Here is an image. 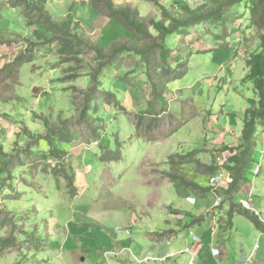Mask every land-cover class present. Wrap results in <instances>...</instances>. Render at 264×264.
<instances>
[{
	"label": "rangeland",
	"instance_id": "374dc122",
	"mask_svg": "<svg viewBox=\"0 0 264 264\" xmlns=\"http://www.w3.org/2000/svg\"><path fill=\"white\" fill-rule=\"evenodd\" d=\"M13 1L0 0V239L9 240L10 244L8 247L0 245V264H95L94 254L102 256L105 264L106 261L117 264L114 257L116 241H131V249L123 255L131 256L134 247L143 245L144 231H159L165 211L172 215L185 213L175 214L167 208L171 202L195 207L198 215V209L210 208L207 217L217 218L219 223L226 225L227 231L222 236L229 244L236 231L245 234L246 238L254 237L255 226L246 217L235 215L230 227L227 223L229 202L223 197V191L229 181L220 187H211L203 174L204 166L213 167L217 156L224 155L227 159L228 150L241 145L243 109H247L248 99H253L257 106L253 85L243 81L248 68L242 59L236 58L232 66L221 65L226 55L222 61L221 55H215L218 48L224 52L228 50V55L230 49H239L243 60L247 61L260 51V32L247 27V0L231 7L217 24L205 23L168 37L166 46L172 51L169 62L173 73L185 72L182 78L167 85L163 84L165 78L154 79L159 88L163 85V94L166 87L164 103L166 106L171 100L169 110L161 107L158 100L148 101L152 98L147 68L140 58L125 54L106 68L99 79L100 90L114 94L117 106L108 105L100 95L90 103V110L81 123L84 94L91 86L90 76L96 68L95 54L87 52L77 58L59 54L56 42H44L34 31L39 30L48 39L53 35L40 30L37 25L27 27L23 7H15ZM94 1L97 12L92 0H45L44 7L56 22L70 14L75 34L104 48L125 39L136 41L104 15L102 0ZM113 1L116 7L137 10L146 21L162 19L158 4L175 14L179 13L182 4V0ZM202 2L211 5L209 0ZM196 7L199 6L191 8ZM195 44L211 50L191 54ZM29 51L33 55L32 61L16 68L17 65H13L15 58L20 54L29 56ZM126 91L133 92L136 110L133 113L128 109ZM134 93H137L136 97ZM125 98L126 103L121 104ZM149 104L156 115L161 110L167 113L156 121L158 130L148 132L145 129L144 125L150 122L148 116L136 130L137 114L145 112ZM198 112H202L203 118L194 117ZM210 117L208 130L218 125L225 140L219 131L205 132L206 120ZM67 122L70 123L65 125ZM64 127L67 129H62ZM60 129L69 132V142L61 141L58 136L51 138V130L59 132ZM93 129L96 138L91 136ZM170 132L163 141L148 142L161 139ZM257 132L247 181L236 201H248L249 191L253 188L251 205L264 220V154L259 153L263 147L258 140L261 133L264 134V128L258 127ZM205 134L209 139L198 148L199 138ZM49 136L51 147L61 152L79 147L80 142L89 144L85 149L90 156V166L73 170L66 157L62 161L51 158L46 141ZM4 148L8 153H4ZM195 162L202 166L200 170ZM260 162L261 170L254 176L253 170ZM46 166L65 168L68 174L78 176L79 184H74L77 193L72 195L64 178L44 173ZM34 173L51 176L46 180L39 181L36 177L33 180ZM172 174L212 190L205 200L185 187L182 195L179 185L168 178ZM41 184L44 191L39 189ZM24 186H30L31 190L26 191ZM185 194L196 198L195 204L187 200ZM164 204L165 211L160 209ZM144 212L152 219L148 220ZM202 224L201 231L198 225L191 228L195 237L207 232L212 222L206 218ZM171 228L179 233L174 239L176 245L184 247L188 229L174 223ZM259 235L256 234L257 241H249L248 245L253 248L260 244ZM73 239L78 242L73 243ZM70 242L74 244L72 250ZM260 251H264L262 243ZM84 253L90 255H87V262L82 263L80 258ZM185 254L190 259V255ZM184 259L187 257L182 258L180 264ZM124 263L128 264L126 257ZM194 264L198 261L194 260Z\"/></svg>",
	"mask_w": 264,
	"mask_h": 264
},
{
	"label": "trees",
	"instance_id": "16d2710c",
	"mask_svg": "<svg viewBox=\"0 0 264 264\" xmlns=\"http://www.w3.org/2000/svg\"><path fill=\"white\" fill-rule=\"evenodd\" d=\"M211 5L204 3L196 8H191L183 1L178 8L177 14L171 13L164 6L158 4L161 11L160 20H148L142 18L138 11L130 7H116L113 0H102L105 10V16L111 20H114L120 25V27L128 32L132 38L136 41L125 39L119 42H114L108 48L90 42L82 36L75 34V30L72 27L73 18L68 14L66 18L61 22L53 20L52 16L45 10V0H14L13 5L15 7H23V15L26 19L25 25L31 27L37 25L40 30L45 33H50L53 38L48 39L47 36L41 34L38 30L34 31L35 36L38 39H43L47 42H56L59 45V54L69 57H75L92 52L95 54L96 68L90 76L91 86L84 94V107L80 113V123L86 118L87 112L90 110V103L102 95L104 101L108 105L117 106L116 97L112 93H107L100 90V76L103 71L109 66L113 65L120 56L128 54L135 55L140 58L147 68V77L151 83V98L152 100H158L163 94V85L159 88V85L155 83L154 79L163 80V84L167 85L171 81L182 78L185 72L173 73L172 67L169 63L172 51L166 46V41L169 36L174 34H180L186 29L202 25L205 23L217 24L219 23L227 13V11L242 3L243 0H209ZM94 0H92V6L94 7ZM95 11L97 10L94 7ZM247 10L249 11L248 28H254L260 32V51L252 54L246 61L248 67V73L243 81H249L253 85L254 94L258 98L257 106L253 99L248 100V108L243 113V127L241 131V145L228 150L227 165L225 169L229 173L230 182L227 188L223 191L226 201L229 202V210L227 212L228 221L231 222L234 215H242L249 219L255 228L259 231H264V225L252 211L245 209L241 204L234 202L235 195L240 191L243 185L247 181V173L250 169L252 162V156L256 147V133L258 127L264 128V0H247ZM97 12V11H96ZM76 28V26H75ZM151 30L154 32L152 33ZM27 53V52H25ZM27 56L26 54H20L14 60L13 65H17L18 68L21 64L29 63L33 59L32 52ZM26 55V56H25ZM12 65V66H13ZM162 81V80H161ZM254 105L255 107H251ZM154 110L151 109L149 104L147 110L141 114H137L135 128L138 130L144 123L145 117L150 116L151 126L156 127V121L160 119L159 115L165 112L161 110V113L156 115ZM150 114V115H148ZM67 122L65 125H68ZM151 125V126H150ZM62 129H67L66 127ZM60 129L59 132L51 130V138L58 136L61 141L69 142L71 137L69 132ZM28 136H31L30 132L26 131ZM93 138L97 137L96 130L91 131ZM45 138L48 145V155L51 158H55L58 161H62L67 157L66 152H61L51 147L52 139ZM170 163L174 164L172 159ZM196 163V167L200 170L202 166ZM204 173L206 175H212L216 168L204 167ZM1 171V170H0ZM44 173H49L55 178H64L67 181V187L72 192V195L76 194L75 187V175L68 174L65 168L50 166L43 168ZM171 182H175L180 187H185L191 190L193 193L200 197L205 198L206 194L211 192V188H203L199 184L194 183L185 177L177 174L168 175ZM203 218H200V220ZM3 222V221H2ZM1 222V223H2ZM196 222V221H195ZM3 225H6L3 222ZM159 236H164L160 234ZM0 245L8 247L9 240H1Z\"/></svg>",
	"mask_w": 264,
	"mask_h": 264
},
{
	"label": "crops",
	"instance_id": "0c3cea01",
	"mask_svg": "<svg viewBox=\"0 0 264 264\" xmlns=\"http://www.w3.org/2000/svg\"><path fill=\"white\" fill-rule=\"evenodd\" d=\"M194 38H197V37H194ZM210 50L211 49L206 50L203 48V46L195 44V46H193V48H192L191 54L209 52ZM229 51H230L229 53H231V54L228 55V50H226L225 52L222 48H218L217 50H215V55L216 54H217V56L221 55L219 57L221 61H222V58L226 55V57H224V64H221V65H227L228 64V65L232 66V63L236 58L242 59V61L246 65V61L243 60L244 56L242 55L241 51H239V49H234V50L230 49ZM137 60H138V58H136V61ZM131 93H133V92H130V91L127 92L126 91V94L128 95V99H129L128 109H130L131 110L130 112L133 113L136 110H134V108H135L134 97ZM165 94H166V87H165L164 94H162V96L160 98H158V102L160 103L161 107L169 110L170 106H172V102H171V100H168V102H166L167 105L165 106V103H164V101H166ZM134 95L136 97L137 93H134ZM136 100H137V98H136ZM126 101H127V98L122 100L121 104H123V102L126 103ZM130 101L132 102V105L130 104ZM148 101H150V99ZM139 105L141 108H144V106H141L142 104H139ZM245 110H246V108L243 109L242 116H243V113ZM165 113H167L166 110L164 113H162L159 116L165 115ZM168 113H169V111H168ZM154 114H156V113L154 112ZM195 116L203 118L202 112H198V115H194V117ZM174 117H175V120L178 121V117L176 115H174ZM148 118L150 119V116H148ZM148 121H151V120H148ZM206 121H207V123L205 124V132L215 133V132L219 131L218 125H214L212 127L211 131L208 130L209 125L211 124V117L208 118ZM148 125L147 124L144 125L145 129L148 132H151L155 129L158 130V128H159V126L153 127L151 125H150L151 127L148 128ZM173 131H175V129ZM172 132L166 134V136L162 137L161 139L150 140L148 142L153 144L155 142L163 141L166 138H168V136ZM220 133H221V137L225 140V138H226L225 134L222 132H220ZM258 134L259 133L257 132L256 138H257ZM259 138H258V140H259ZM199 139H200V141L198 142V146H197L198 148H200L201 145L203 144V142L208 140L209 138H208L207 134H205V135H203V137H200ZM93 144H95V143H93ZM240 144H241V141H240L239 145ZM78 145H79V147H72L68 151H66V153H67L66 158L68 160V164H70L69 166H71V168L73 170L76 168L86 169L87 167L90 166V163H91L89 161L90 156H89L88 152H86L87 150L85 149V148H87V146H89V144H84V143L80 142ZM0 146H1V144H0ZM3 151H4V153H8L6 148H4ZM50 176L51 175H47L45 177L44 174L37 175L36 173H34L33 180L35 177L38 178L39 181L41 179L46 180V178L50 177ZM204 176H206V178L208 179L210 175L207 176L205 174ZM75 184L76 185L79 184V177L76 175H75ZM172 185L174 186V184H172ZM199 185H201V183ZM183 188L184 187L179 188V191L182 195L185 191V190H183ZM23 189L28 191V190H31V187L30 186H24ZM39 189L41 191H44L45 190L44 185L41 184ZM242 189L243 188H241L240 191H238V193L235 195L234 202L236 204L239 203L238 200L236 201V198ZM185 196L187 197L186 198L187 200H189L192 204H195L196 198L191 197V195H189V194H185ZM223 197H225V196H223ZM205 199L206 198H204V200ZM226 205H228V204H226ZM164 206H165V204L161 205V208H160L163 211H165ZM166 207L167 208L169 207L170 210L175 212V214L178 212H185V213L181 214V215H172V214H167L165 211V214H164L165 216H163L162 224H161L159 231H157V232L156 231H144V243H143V245L142 246L139 245L137 248L134 247V251H132L133 254L131 256L130 255L125 256L128 259V264H180L182 258H185V257H187V259H184L183 264H189V261L191 260L192 256H193L194 260L198 261V264H228V263H230V264H245V263L249 264L250 262L252 264H264V251H260L261 243H262V246L264 248V234L262 236L259 235L258 240L259 241L261 240L260 244L257 243L258 245L257 244L254 245L253 248H252V246L248 245L249 241H251V242H254L255 240L257 241L256 234L264 233V231H259L255 228V231L253 232L254 237H247V238H246L245 234L241 235V233L236 231L235 234L232 236L233 239L231 241V244H229V240H227L224 236H222L223 235L222 233H224V231H227L224 229L226 225L219 223V220L217 218L211 219V218L207 217V213L209 212L210 208L205 209V210L198 209V211L200 213L206 212V214L200 215V213H199V215H198L196 213L195 207H192V208L184 207V206L180 205V203L171 202V204L166 205ZM144 214H145V216L148 217L147 218L148 220L152 219V216L148 212H144ZM182 215L191 217V219H192L191 224L188 225L183 220H181ZM236 215H238V214H236ZM175 218H177V220H175ZM200 218H203V219L200 220ZM206 218L211 220L212 225L207 232L205 230L203 233H201L202 235L199 234V237H196L197 238L196 242L190 243L188 241V237H187L185 240L186 248H185V246L181 248V247H178L176 245V243L174 242V239L179 233L171 228V225L173 223L174 224H181L184 228L188 229V232H187V235H188L189 233H192L191 228L194 225H198L199 227H201L199 229V231H201L203 228L202 222ZM232 220H233V218H232ZM232 220H231V222L227 221V223H229V227L232 223ZM152 233H157L159 235L164 234V236L157 235V236H159V237H157V236L153 235V237H152V235H151ZM197 233H199V232H197ZM226 234H228V232H226ZM72 242L76 243V242H78V240L73 239ZM72 242H70V246H72V248L70 250H72L74 248V246H73L74 244H72ZM234 244H241V245L240 246H234ZM132 245H133L132 242L128 241L127 239L115 242L114 247H116V253H115L116 255H114V257L117 259L116 260L117 264H125L124 263L125 257L123 255L125 253H127V251L129 249H131ZM60 248L62 249L63 247H60ZM188 249L191 250L192 256H191V254L188 253V251H187ZM110 250L115 251L113 249H110ZM134 253L136 255H134ZM185 253H188L190 255V259H189V256ZM83 255H84V257L80 258V262L85 263L88 260L87 255H90V253H84ZM92 256H94L95 264H105L102 256H100L99 254H94ZM249 258H250V261L248 262ZM194 260H193V262H194ZM77 262H79L78 258H77ZM106 263L109 264V262H107V261H106ZM32 264H36V263L32 262Z\"/></svg>",
	"mask_w": 264,
	"mask_h": 264
},
{
	"label": "built area",
	"instance_id": "2783aa9c",
	"mask_svg": "<svg viewBox=\"0 0 264 264\" xmlns=\"http://www.w3.org/2000/svg\"><path fill=\"white\" fill-rule=\"evenodd\" d=\"M184 3H186L188 6L192 7V6H200L202 5L204 2H202V0H182ZM259 141L260 143L262 144V150L261 152L259 151V153L261 155L264 154V134L261 133V136L259 138ZM225 163H226V159L224 158V155H221V156H217L215 158V164H213V167L216 168L215 172L209 176V186L211 187H220L222 184H225L227 183L228 181L230 182V177H229V173L228 171L225 169ZM261 170V162L254 168L253 170V173H254V176H257L259 174ZM252 189H250L249 191V200H244V201H241V204L245 209H248L250 211H252L256 216L259 217V219L261 220V222L264 224V220L261 219V215L260 213L254 209L251 205L252 203V198H253V194H252ZM212 190V189H211ZM181 220H183L186 224H191V217L189 216H181ZM264 233H260V236H262ZM188 241L190 243H194L197 241V238L194 236V234L192 233H189L188 234ZM189 254H191L192 256V253H191V250H187ZM251 258V257H250ZM250 258L248 259V262L250 261ZM194 258L193 256L191 257V260L189 261V264H194L193 262ZM247 264V263H245Z\"/></svg>",
	"mask_w": 264,
	"mask_h": 264
},
{
	"label": "clouds",
	"instance_id": "9594fccd",
	"mask_svg": "<svg viewBox=\"0 0 264 264\" xmlns=\"http://www.w3.org/2000/svg\"><path fill=\"white\" fill-rule=\"evenodd\" d=\"M248 210V209H247ZM261 221V220H260Z\"/></svg>",
	"mask_w": 264,
	"mask_h": 264
}]
</instances>
